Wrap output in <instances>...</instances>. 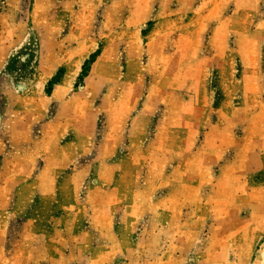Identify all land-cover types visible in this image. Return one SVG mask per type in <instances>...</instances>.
Returning a JSON list of instances; mask_svg holds the SVG:
<instances>
[{
  "label": "rangeland",
  "instance_id": "1",
  "mask_svg": "<svg viewBox=\"0 0 264 264\" xmlns=\"http://www.w3.org/2000/svg\"><path fill=\"white\" fill-rule=\"evenodd\" d=\"M0 264H264V0H0Z\"/></svg>",
  "mask_w": 264,
  "mask_h": 264
},
{
  "label": "trees",
  "instance_id": "2",
  "mask_svg": "<svg viewBox=\"0 0 264 264\" xmlns=\"http://www.w3.org/2000/svg\"><path fill=\"white\" fill-rule=\"evenodd\" d=\"M99 51H97V52H95L94 54H92L91 56H90V58L85 62V65H84V67H83V72H82V74H83V76H85L86 75V67L89 65V64H93L94 62H95V60L97 59V57L99 56ZM60 73H61V70L59 71V73L56 75V77H54L50 82H49V84H48V88H47V93H51V91H52V87L55 85V84H57L58 83V76L60 75Z\"/></svg>",
  "mask_w": 264,
  "mask_h": 264
},
{
  "label": "crops",
  "instance_id": "3",
  "mask_svg": "<svg viewBox=\"0 0 264 264\" xmlns=\"http://www.w3.org/2000/svg\"><path fill=\"white\" fill-rule=\"evenodd\" d=\"M19 132H21V131L19 130ZM20 134H22V133H20ZM49 197H53V196H49ZM46 198H48V197H46ZM52 199H54V198H52ZM87 229H88V227H87Z\"/></svg>",
  "mask_w": 264,
  "mask_h": 264
}]
</instances>
